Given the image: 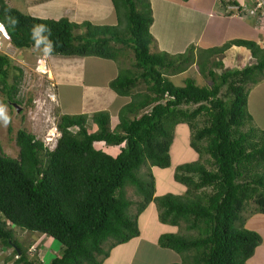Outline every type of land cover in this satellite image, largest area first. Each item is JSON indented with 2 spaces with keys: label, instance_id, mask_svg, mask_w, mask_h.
Listing matches in <instances>:
<instances>
[{
  "label": "trees",
  "instance_id": "trees-1",
  "mask_svg": "<svg viewBox=\"0 0 264 264\" xmlns=\"http://www.w3.org/2000/svg\"><path fill=\"white\" fill-rule=\"evenodd\" d=\"M112 1L115 25L43 18L0 0V24L17 48H36L31 27L44 23L51 30V55L119 59L124 48L117 44H122L132 48L138 68L109 82L118 95L129 97L114 127L108 110L63 114L53 149L24 128L16 135L17 157L0 147V249L13 247L19 255L15 264H33L15 239L16 226L62 243L50 264H105L114 247L141 235L139 216L153 203L163 223L184 225L186 231L159 235L161 247L181 255V262L168 264H251L263 242L246 223L264 213V129L255 123L248 98L250 88L264 79V47L234 38L210 48L192 45L177 55L151 51V1ZM218 1L224 9L240 3ZM233 45L247 47L255 62L217 74L213 67H223V59L212 58ZM206 53L207 63L201 60ZM11 62L0 54V89L9 103L19 102L22 75L19 68L9 82ZM194 63L212 85L194 77L182 85L171 80ZM139 84L144 89L134 90ZM181 123L188 125L198 158L176 168L174 178L185 186L184 194L156 195L152 168L171 165ZM101 142L118 147V153L98 148ZM128 187L137 199L128 195Z\"/></svg>",
  "mask_w": 264,
  "mask_h": 264
},
{
  "label": "rangeland",
  "instance_id": "rangeland-1",
  "mask_svg": "<svg viewBox=\"0 0 264 264\" xmlns=\"http://www.w3.org/2000/svg\"><path fill=\"white\" fill-rule=\"evenodd\" d=\"M7 1L11 6L24 13H28L30 11V9L27 8L28 5L26 4L29 0ZM95 1L98 3L95 8L101 6L104 14L106 15L108 13L106 16L108 19L106 21L108 23L115 21V17L117 16L113 1ZM225 10L226 9L222 8L224 15L230 16L226 14ZM169 12L170 11H168V13ZM93 13L95 16H97L96 12ZM170 14L172 15L173 12L171 11ZM95 20L96 19H91L89 21L93 24H96ZM184 20L186 19L181 18L180 15L179 18L176 17L173 21H169L167 25L161 26L160 29L154 28L153 31L158 36V41L162 45V52H167L170 55H177L185 52L189 46L194 45L197 33L196 25L192 26L188 33H185L183 30V27L186 26ZM196 22H198V20ZM174 23H177V25L175 26ZM167 35H171V38H173L172 41L171 38H167ZM192 38L194 41H189ZM117 45H121L124 50L120 55V58L115 59L117 66L116 71L119 73L128 72L130 70L137 71L138 68L135 67L134 64L135 58L132 48L122 44ZM167 48H175L176 52L173 51V49L167 50ZM40 50L41 49L39 48L33 47L16 49L10 40L0 31V54L9 56L12 61V66L9 72V82H13L15 74H20L19 68L22 70L19 90L16 95V100L19 101L17 102V108H19V111L15 106L11 105V103L5 100L6 95L0 89V104L7 106V114L10 117V121L6 126H4L2 121H0V147L5 154L12 157H17L19 153L16 135L17 131L21 128L34 133L37 138L41 139L43 142L47 141L49 135H51L50 133H54L53 139H56V137L58 138L60 135V132L57 128V123L59 122L61 113L57 106L56 91L54 90L51 81L43 76L42 71H44L45 67L43 66V61H40V57L38 56V54L41 53ZM151 51H159L158 45L157 47L155 46V42H152L151 44ZM224 56L225 54H217L212 58V60L216 59L217 61H222ZM207 59L208 55L206 53L202 56L201 60L207 63ZM252 62H255V60H252L249 64H252ZM249 64L247 63L244 65L243 63L240 65V68ZM39 65L42 66L40 67ZM90 66L91 65L89 64L88 69H90ZM15 67H17V69ZM101 68L103 69V67ZM213 68L217 74H220L225 70L224 66L222 67V65H216ZM187 77H194L195 80L201 85L210 86L213 83V80L210 76L202 75L197 63L192 64L186 71L182 73L171 75V80L175 84L182 85L184 84V80ZM144 87V84H139L134 90H142ZM63 92L62 96L64 97V100L69 101V106L74 108L77 105L75 98L72 96L66 97L69 92L66 90V87H64ZM123 99L125 102V98ZM249 100L250 103L248 105V109L250 113L259 112V104L264 100V83L253 85L250 88ZM251 107H256L257 110H251ZM260 108L263 110L262 105H260ZM117 113L118 112L111 113V125H114L116 122ZM256 121H258V117H256L255 122ZM48 140L51 141V143L55 141L52 140V137H50ZM190 140L191 137L188 125L185 123L179 124L175 129V137L171 145V165L167 168H161L158 166L153 167V173L156 177V195H162L166 193L181 195L185 193V186L175 180L174 174L179 164L196 160L198 158V153L191 147ZM96 146L99 148H104L106 151L112 154H114L113 150L118 151L117 147L107 146L103 143H97ZM127 192L131 198L137 199V196L131 187H128ZM262 226L263 227L261 228L263 233L256 229H251L258 231L264 239V223ZM13 228L15 232V239L25 251L27 258L30 261H33V264H50L51 260L55 256L59 255L62 251L63 245L58 240H51L47 239L46 237L44 238V234H40L36 231L24 230L16 226H13ZM185 232L184 225L173 226L168 223H163L159 219L158 213L155 210L150 219L146 222V225L142 227L141 237L136 238V241L133 240L127 245L132 247L136 245L137 251L133 258L134 264H168L177 260H180L179 262H181V255L173 250L161 247L157 240L159 235L164 233L183 234ZM18 256L19 255L14 253L13 247H7L6 249L1 248L0 264H15ZM255 260L258 262V264H264V250H262L261 253L260 251L258 253V250H255Z\"/></svg>",
  "mask_w": 264,
  "mask_h": 264
},
{
  "label": "crops",
  "instance_id": "crops-1",
  "mask_svg": "<svg viewBox=\"0 0 264 264\" xmlns=\"http://www.w3.org/2000/svg\"><path fill=\"white\" fill-rule=\"evenodd\" d=\"M150 1L154 15L151 32L155 38V46L157 47L158 45L159 51H161L162 45L158 41V36L153 31L154 28L160 29L161 26L167 25L169 21H173L176 17L179 18L180 15L181 18L186 19L184 20L186 26L183 27L185 33H188L189 29L191 30V27L196 25L197 33L194 42L196 47L210 48L219 46L234 38L251 39L259 42L264 47L263 21L253 16H225L218 0ZM26 4L28 5L27 8L30 9L28 12L29 14L43 18L58 19L67 17L79 23L91 19H96V24L115 25L117 23V17H115V21L109 23L106 21L108 19L106 17L108 13L105 15L101 6L95 8V6L98 5L95 0H29ZM168 11H172L173 14L171 15ZM93 12H96L97 16H95ZM197 20L198 22H196ZM174 25L176 26L177 23H174ZM167 38L170 39L171 35H167ZM172 39L173 38H171V41ZM189 41L193 42L194 39L192 38ZM168 49H173V51L176 52L175 48H167V50ZM38 56L40 57V61H43V66L45 67L44 71H42L43 76L51 81L56 91L57 106L61 115L77 113L91 114L99 110H108L114 113L118 112L120 107L129 99V97L118 95L116 91L109 86L110 80L119 74V72L116 71L117 66L115 59H107L98 56H45L42 53H39ZM252 60H254L252 53L247 47L233 45L232 48L227 50L223 58V66L226 70L236 69L238 67L240 68V65L243 63L244 65L247 63L249 64ZM89 64L91 65L90 69H88ZM39 66L41 67L42 65ZM101 67H103V69ZM261 82L264 83V79L257 84H262ZM64 87L69 91L66 97L72 96L75 98L77 105L74 108L69 106L70 102L64 100L62 96ZM123 98H125V102ZM249 103L250 100L248 98V105ZM260 105H262L264 110V100L259 104L260 111L251 114L255 119L258 117V121L255 123L264 129V111L261 110ZM253 109L257 110L256 107H251V110ZM117 121L118 118L112 127L115 126ZM118 151L113 150L114 155L117 154ZM154 211V204L150 203L144 212L140 214L139 227L141 234L142 227L146 225V222L150 219ZM253 223L258 226H255ZM263 223L264 213H256L249 218L246 226L263 233L261 228L263 227ZM140 237L141 235L136 238ZM136 238L112 249L105 264H134L133 258L137 251L136 245L134 247L127 245ZM256 250H258V253L264 250V239ZM249 262L251 264H258L255 260V253L249 259Z\"/></svg>",
  "mask_w": 264,
  "mask_h": 264
},
{
  "label": "clouds",
  "instance_id": "clouds-1",
  "mask_svg": "<svg viewBox=\"0 0 264 264\" xmlns=\"http://www.w3.org/2000/svg\"><path fill=\"white\" fill-rule=\"evenodd\" d=\"M226 11V10H225ZM227 15H230L232 16V14L230 13H227ZM238 17H243V16H238ZM258 18V17H257ZM12 21V24H15V20H11ZM0 31L3 33L4 36H6L10 42H11V39L8 37L7 35V32H6V29L0 24ZM50 36H51V30L50 28L48 27L47 24H44V23H36V24H33L32 27H31V38L35 41V47L38 48L39 46H43L42 49L40 50V52L45 55V56H48V55H51L52 52L54 51V48H53V41L50 39ZM12 43V42H11ZM13 45V44H12ZM14 46V45H13ZM15 47V46H14ZM16 49H23V48H17ZM237 69V68H236ZM15 102V101H13ZM13 102H10L11 105ZM17 103V102H16ZM0 121H2L3 125L6 126L9 121H10V117L8 116L7 114V106L4 105V104H0ZM51 135H49V138L52 137V140H55L53 143H51V141H49L47 139V141H44V145L45 147H47L48 149H53L55 146H56V143H57V140L59 137L56 139H53V136H54V133H50ZM153 170V168H152ZM250 229V228H249ZM39 233V232H38ZM40 234H43V233H40ZM47 238V239H51L53 240L52 237L50 236H47L44 234V238ZM43 238V239H44ZM46 239V240H47ZM121 245V244H119ZM118 246V245H117ZM115 248V247H114ZM113 248V249H114ZM112 251V250H111ZM106 261V260H105Z\"/></svg>",
  "mask_w": 264,
  "mask_h": 264
},
{
  "label": "built area",
  "instance_id": "built-area-1",
  "mask_svg": "<svg viewBox=\"0 0 264 264\" xmlns=\"http://www.w3.org/2000/svg\"><path fill=\"white\" fill-rule=\"evenodd\" d=\"M229 1L234 0H227V2ZM226 12L243 17L261 15V18L264 19V0H240L239 4L230 3L226 6Z\"/></svg>",
  "mask_w": 264,
  "mask_h": 264
},
{
  "label": "water",
  "instance_id": "water-1",
  "mask_svg": "<svg viewBox=\"0 0 264 264\" xmlns=\"http://www.w3.org/2000/svg\"><path fill=\"white\" fill-rule=\"evenodd\" d=\"M12 105L15 106L16 109L19 111V108H17V105H18V104H17L16 102H13Z\"/></svg>",
  "mask_w": 264,
  "mask_h": 264
}]
</instances>
